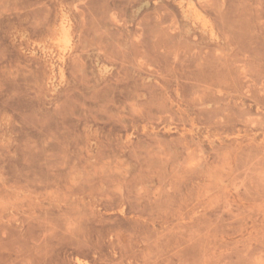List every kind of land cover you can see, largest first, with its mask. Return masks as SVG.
Masks as SVG:
<instances>
[{
  "label": "rangeland",
  "instance_id": "rangeland-1",
  "mask_svg": "<svg viewBox=\"0 0 264 264\" xmlns=\"http://www.w3.org/2000/svg\"><path fill=\"white\" fill-rule=\"evenodd\" d=\"M0 264H264V0H0Z\"/></svg>",
  "mask_w": 264,
  "mask_h": 264
},
{
  "label": "bare ground",
  "instance_id": "bare-ground-1",
  "mask_svg": "<svg viewBox=\"0 0 264 264\" xmlns=\"http://www.w3.org/2000/svg\"><path fill=\"white\" fill-rule=\"evenodd\" d=\"M66 21H67V20L64 19V24L66 23ZM65 28H66V27L64 26V27H63V31H62L63 34H66V33H67V30H66ZM61 43H62V42H61Z\"/></svg>",
  "mask_w": 264,
  "mask_h": 264
}]
</instances>
